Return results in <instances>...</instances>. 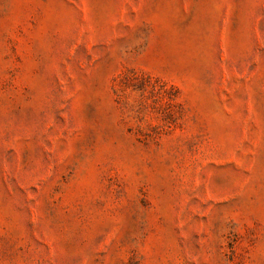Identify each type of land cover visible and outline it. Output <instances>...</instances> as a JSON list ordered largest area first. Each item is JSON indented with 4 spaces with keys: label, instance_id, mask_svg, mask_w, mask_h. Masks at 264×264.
Here are the masks:
<instances>
[{
    "label": "rangeland",
    "instance_id": "1",
    "mask_svg": "<svg viewBox=\"0 0 264 264\" xmlns=\"http://www.w3.org/2000/svg\"><path fill=\"white\" fill-rule=\"evenodd\" d=\"M0 264H264V0H0Z\"/></svg>",
    "mask_w": 264,
    "mask_h": 264
}]
</instances>
